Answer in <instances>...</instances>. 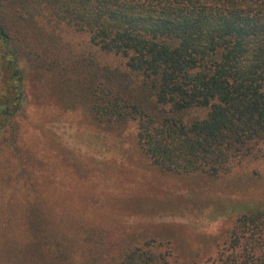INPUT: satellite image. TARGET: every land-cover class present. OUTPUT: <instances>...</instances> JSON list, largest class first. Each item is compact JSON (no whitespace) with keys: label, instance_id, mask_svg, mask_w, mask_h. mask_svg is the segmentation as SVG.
I'll return each instance as SVG.
<instances>
[{"label":"trees","instance_id":"trees-1","mask_svg":"<svg viewBox=\"0 0 264 264\" xmlns=\"http://www.w3.org/2000/svg\"><path fill=\"white\" fill-rule=\"evenodd\" d=\"M32 75L95 125L134 123L161 174L216 179L264 155V0H0V145L14 143ZM260 198L206 264H264ZM73 220L57 243L67 261ZM171 254L148 242L110 264H176Z\"/></svg>","mask_w":264,"mask_h":264},{"label":"rangeland","instance_id":"rangeland-1","mask_svg":"<svg viewBox=\"0 0 264 264\" xmlns=\"http://www.w3.org/2000/svg\"><path fill=\"white\" fill-rule=\"evenodd\" d=\"M62 36L87 46L84 33ZM38 79L27 80L13 145H0V264H110L148 242L176 264H206L239 209L264 196V155L216 179L161 174L137 149L134 123L95 125ZM72 219L81 231L67 261L57 243Z\"/></svg>","mask_w":264,"mask_h":264}]
</instances>
